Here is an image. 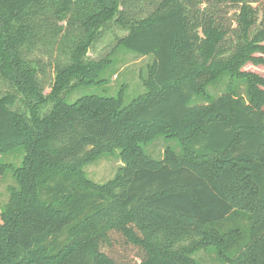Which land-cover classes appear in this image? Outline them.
<instances>
[{"label":"trees","instance_id":"1","mask_svg":"<svg viewBox=\"0 0 264 264\" xmlns=\"http://www.w3.org/2000/svg\"><path fill=\"white\" fill-rule=\"evenodd\" d=\"M131 1L0 0V77L12 88L0 95V156L24 149L21 166L0 161L18 184L0 210V264H199L198 251L264 264V76L244 70L264 66V0H160L139 18ZM113 21L129 30L121 45L155 58L145 93L126 106L69 102L109 63L86 56ZM44 44L69 58L48 94L29 58ZM223 75L222 94L193 104ZM160 136L156 158L145 148ZM116 150L114 179L85 176Z\"/></svg>","mask_w":264,"mask_h":264},{"label":"rangeland","instance_id":"2","mask_svg":"<svg viewBox=\"0 0 264 264\" xmlns=\"http://www.w3.org/2000/svg\"><path fill=\"white\" fill-rule=\"evenodd\" d=\"M136 0L127 4L126 9L136 17H143L160 1L153 0ZM257 1V0H255ZM257 4V3H255ZM229 23L234 20L236 8H230L227 12ZM129 33L128 29L121 27L115 21L106 25L98 39L91 45L87 51V59L105 60L109 63L102 72L93 78V81L86 84H79V87L73 89L68 95L67 100L74 102L84 95H98L106 97H122V105H129L137 96L145 93L146 88L144 79L148 77V68L154 62L153 55L141 56L120 44L121 38ZM65 42L63 45H66ZM63 48V47H62ZM59 46L41 45L29 53V58L37 60L40 66V78L44 87V93H50L52 85L56 78L57 67L68 62L65 51ZM244 70L256 72L264 76V66L253 65L248 63ZM226 75L214 84L208 86L209 102L202 98H195L193 104L210 103L222 94L225 89ZM243 87V86H242ZM12 91L10 84L0 77V95ZM244 92V90H240ZM15 110H24V104L19 101L14 106ZM171 144V142L169 143ZM168 142L162 137H158L149 144L146 151L156 158H162ZM1 157V163L13 164L19 167L23 163L24 149L16 148L15 150L4 153ZM123 166V161L116 150L112 153H104L95 158L90 163L83 166L82 170L85 176L92 182L102 185L115 178L119 169ZM18 186L17 180L11 169L0 171V210H2L10 200V189ZM188 241H183L186 244ZM214 254V253H213ZM203 251H198L195 255L199 264H201ZM205 264H210L206 262Z\"/></svg>","mask_w":264,"mask_h":264},{"label":"crops","instance_id":"3","mask_svg":"<svg viewBox=\"0 0 264 264\" xmlns=\"http://www.w3.org/2000/svg\"><path fill=\"white\" fill-rule=\"evenodd\" d=\"M203 254L204 256H201V264H205L206 262L213 264L216 255L210 252H203Z\"/></svg>","mask_w":264,"mask_h":264}]
</instances>
